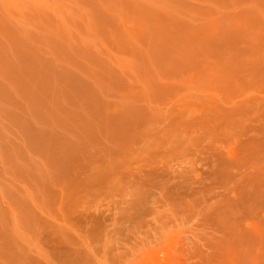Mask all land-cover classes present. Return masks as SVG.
<instances>
[{
	"label": "rangeland",
	"instance_id": "1",
	"mask_svg": "<svg viewBox=\"0 0 264 264\" xmlns=\"http://www.w3.org/2000/svg\"><path fill=\"white\" fill-rule=\"evenodd\" d=\"M0 264H264V0H0Z\"/></svg>",
	"mask_w": 264,
	"mask_h": 264
}]
</instances>
